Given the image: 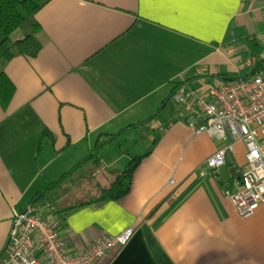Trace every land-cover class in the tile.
<instances>
[{
    "label": "crops",
    "instance_id": "0c3cea01",
    "mask_svg": "<svg viewBox=\"0 0 264 264\" xmlns=\"http://www.w3.org/2000/svg\"><path fill=\"white\" fill-rule=\"evenodd\" d=\"M35 17L40 50L4 66L0 264L13 208H34L33 197L58 180L57 202L36 208L59 218L69 252L134 229L96 264H264V201L243 216L225 192L236 190L245 143L226 153L227 181L204 171L225 142L195 133L196 111L172 100L176 85L196 91L232 76L228 54L264 28V0H49ZM141 125L145 139L126 135ZM138 139L143 158L129 191L74 208L89 198L70 199L62 182L94 161L89 175L103 178L80 197L93 195L125 168Z\"/></svg>",
    "mask_w": 264,
    "mask_h": 264
},
{
    "label": "built area",
    "instance_id": "2783aa9c",
    "mask_svg": "<svg viewBox=\"0 0 264 264\" xmlns=\"http://www.w3.org/2000/svg\"><path fill=\"white\" fill-rule=\"evenodd\" d=\"M172 100L184 104L188 112L196 111L190 121L196 123L195 133L207 132L225 142L204 160V171L222 167L226 153L234 152L235 141L245 143V163L236 169V190L225 192L240 215L252 214L264 201V65L251 75L207 83L196 91L181 84ZM59 228V218L51 214L29 206L13 208L5 264H96L110 248L124 245L134 231L129 227L105 233L71 253Z\"/></svg>",
    "mask_w": 264,
    "mask_h": 264
},
{
    "label": "trees",
    "instance_id": "16d2710c",
    "mask_svg": "<svg viewBox=\"0 0 264 264\" xmlns=\"http://www.w3.org/2000/svg\"><path fill=\"white\" fill-rule=\"evenodd\" d=\"M49 0H0V102H6L9 96V80L4 73V66L14 56L18 54L34 57L40 50L42 44L38 40L36 33L40 29V24L35 15L36 12L44 6ZM20 30L23 36L20 39H12L11 35ZM220 75V74H218ZM236 76H227L225 79H235ZM183 83V82H181ZM179 83V84H181ZM174 87L172 93L178 88ZM133 127L128 125L126 128ZM98 144L97 148H99ZM95 148L94 151H97ZM97 157V156H94ZM143 155L131 156V160L125 168L118 173L108 186H100L98 192L91 195L89 201L83 204H97L109 199H117L126 194L132 182V174ZM97 160L96 158H94ZM65 175V174H64ZM62 175V177H64ZM61 180H58L45 190L38 192L32 199L33 207H52L59 199L57 189ZM56 189V190H55ZM37 207V208H36ZM53 212V211H52Z\"/></svg>",
    "mask_w": 264,
    "mask_h": 264
},
{
    "label": "rangeland",
    "instance_id": "374dc122",
    "mask_svg": "<svg viewBox=\"0 0 264 264\" xmlns=\"http://www.w3.org/2000/svg\"><path fill=\"white\" fill-rule=\"evenodd\" d=\"M228 57H229V62H231L232 65L237 69L228 72V74L232 76H236V77H239L241 75L248 76L255 73L258 69L262 68L264 65V28L260 30V32L256 36H254L253 39L252 37L251 38L243 37L242 43L238 46L236 50H234V52L228 54ZM143 128L144 126L141 125L138 127L137 131L135 129L131 130L126 135L130 137L135 135L137 137V134H140L139 136L145 139ZM142 145H143L142 139H138L137 141L134 140L133 148L130 150L132 154L131 156L138 155V153H141L142 149H144ZM131 156L128 158L127 162L131 160ZM93 163L95 162L90 161L86 166L81 167L67 180L62 182L63 186L60 190L62 194L68 192L70 199L74 197V199L77 201L81 199L91 198L86 193H84L83 196L81 197L80 195L82 193L81 189L87 187L90 184L93 185L97 180L103 178V176H101L103 173L100 174L98 177H91V175H89V172H91V170H94L95 168V165H93ZM84 174L88 176L87 179H85ZM96 192L98 191L95 190L94 194Z\"/></svg>",
    "mask_w": 264,
    "mask_h": 264
},
{
    "label": "water",
    "instance_id": "95a60500",
    "mask_svg": "<svg viewBox=\"0 0 264 264\" xmlns=\"http://www.w3.org/2000/svg\"><path fill=\"white\" fill-rule=\"evenodd\" d=\"M219 172H220V174L223 177V181H227L228 180V170L225 167L222 166V167L219 168Z\"/></svg>",
    "mask_w": 264,
    "mask_h": 264
}]
</instances>
